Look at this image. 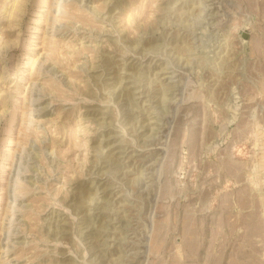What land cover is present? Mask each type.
<instances>
[{
	"label": "rangeland",
	"instance_id": "374dc122",
	"mask_svg": "<svg viewBox=\"0 0 264 264\" xmlns=\"http://www.w3.org/2000/svg\"><path fill=\"white\" fill-rule=\"evenodd\" d=\"M58 1L0 0V264H264V0Z\"/></svg>",
	"mask_w": 264,
	"mask_h": 264
},
{
	"label": "bare ground",
	"instance_id": "6f19581e",
	"mask_svg": "<svg viewBox=\"0 0 264 264\" xmlns=\"http://www.w3.org/2000/svg\"><path fill=\"white\" fill-rule=\"evenodd\" d=\"M59 1L58 0H56V3H58ZM52 28V27H51ZM33 84V83H32ZM214 86V85H213ZM30 103V102H29ZM13 120V118L11 117V119H10V122ZM144 156V155H143ZM145 157V156H144ZM17 175V174H16ZM6 195V194H5ZM7 251H9V250H7Z\"/></svg>",
	"mask_w": 264,
	"mask_h": 264
},
{
	"label": "water",
	"instance_id": "95a60500",
	"mask_svg": "<svg viewBox=\"0 0 264 264\" xmlns=\"http://www.w3.org/2000/svg\"><path fill=\"white\" fill-rule=\"evenodd\" d=\"M242 37H243V38H247V37H248V35H247V34H245V33H242Z\"/></svg>",
	"mask_w": 264,
	"mask_h": 264
}]
</instances>
